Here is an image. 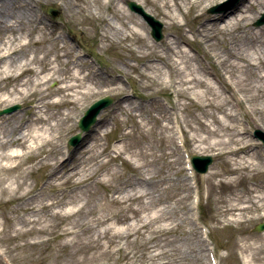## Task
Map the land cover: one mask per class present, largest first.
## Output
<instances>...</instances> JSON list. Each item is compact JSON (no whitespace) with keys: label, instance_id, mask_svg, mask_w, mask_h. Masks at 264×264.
Wrapping results in <instances>:
<instances>
[{"label":"rangeland","instance_id":"rangeland-1","mask_svg":"<svg viewBox=\"0 0 264 264\" xmlns=\"http://www.w3.org/2000/svg\"><path fill=\"white\" fill-rule=\"evenodd\" d=\"M3 1L0 53L26 46L0 57V108L23 106L0 116V264H264V6L206 39L224 0L175 7L174 22L144 2L163 22L156 42L124 0H35L41 22ZM105 95L115 101L67 145ZM187 153L214 161L193 179Z\"/></svg>","mask_w":264,"mask_h":264},{"label":"bare ground","instance_id":"bare-ground-1","mask_svg":"<svg viewBox=\"0 0 264 264\" xmlns=\"http://www.w3.org/2000/svg\"><path fill=\"white\" fill-rule=\"evenodd\" d=\"M3 1V0H2ZM126 1V0H124ZM136 2L140 3L141 5L144 6V2H148L151 3L154 8L156 10H160L161 13H163V16H165L166 18L170 19L172 22H174L176 20V14H175V7L178 8H182L185 5H189L191 8H195L199 5H201L202 3H204L206 0H135ZM4 2V1H3ZM94 2L96 3L95 6H117L120 8V6L118 5L117 0H94ZM5 3V2H4ZM21 5L24 7V11L21 12L19 14L20 17H25L26 19H30V12L32 13L31 18L33 17V19L35 18L36 21L41 22L42 19V15L39 14L36 11L37 5L38 3H36L35 0H21ZM247 5L251 6V7H258V8H262V6H264V0H246L244 2H242V4L234 9L233 12L227 13V14H218L213 16L212 18L205 20L202 22V32L201 34L203 36L206 37V39H208V37L211 35V32L214 31L215 29H217V27H220L221 23H224L225 25H227L228 19H231L232 15H235L237 12H235L236 10L239 12H243L244 8H247ZM242 7V8H241ZM244 7V8H243ZM127 10V8H125ZM97 10V9H96ZM4 11H0V23L2 25L3 21H4ZM98 12V11H96ZM241 16H244L243 13H240ZM246 16L240 18L236 16L237 20H243L245 19ZM112 23V28L110 31V34L112 36H115V33H119V28H117L112 22V19H109ZM139 23H134V26L131 28V31L128 32V35L134 34L135 36L138 37H142L143 32L141 30V28L139 27ZM43 29V28H42ZM120 34V33H119ZM28 36H33L34 39H36L37 37L35 36L34 32H31L30 35ZM28 36H24V37H28ZM38 40V39H36ZM40 40V38H39ZM26 46L25 43L22 42V44H20V46H8L7 49H5L3 52H1L0 57L2 60H12L13 57H15V55H18ZM79 51L81 52V49H79ZM232 52V54L234 55H238L237 51H233V49L230 50ZM239 56V55H238ZM8 62H12V61H8ZM29 64H32V60H27L25 62L20 63V67L22 66H29ZM225 77L226 79V75L223 74L222 78ZM227 82V80H226ZM244 148H247L246 146L244 147H240L237 150H243ZM236 151V149H231L230 152ZM221 152V151H220ZM222 153H228L226 151H223ZM264 166L261 165L260 163H257V168H263ZM233 209V208H231ZM237 209V208H236Z\"/></svg>","mask_w":264,"mask_h":264},{"label":"water","instance_id":"water-1","mask_svg":"<svg viewBox=\"0 0 264 264\" xmlns=\"http://www.w3.org/2000/svg\"><path fill=\"white\" fill-rule=\"evenodd\" d=\"M237 0H227L223 4L214 5L210 8V12H217L226 10L230 6H232ZM129 4L133 9L141 13L145 19L148 21V23L152 26V35L157 39H161L163 36V23L155 18L152 14L148 13L141 5L136 4L133 1H130ZM264 23V13L262 16L255 21V25H261ZM113 102V97L106 95L98 100H96L94 103H92L89 108L85 111L84 115L79 119V128L80 131L73 136L70 137L69 143L71 145L77 144L81 137L83 132L88 131L90 127L96 122L98 114L101 112L103 108L110 105ZM20 104H15L9 107H6L4 109H0V114L6 113V112H12L18 108H20ZM256 136H258L263 142H264V131L260 128H257L255 130ZM193 164L195 168L198 171H207L209 164L212 162L213 157L210 155H204V156H198L193 155ZM257 229H264V223L260 226L256 227Z\"/></svg>","mask_w":264,"mask_h":264}]
</instances>
